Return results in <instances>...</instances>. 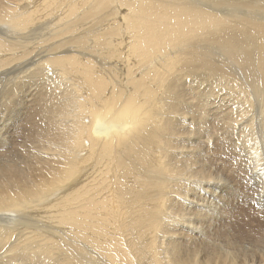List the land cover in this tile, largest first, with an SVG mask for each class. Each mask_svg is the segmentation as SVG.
Here are the masks:
<instances>
[{"label": "bare ground", "instance_id": "1", "mask_svg": "<svg viewBox=\"0 0 264 264\" xmlns=\"http://www.w3.org/2000/svg\"><path fill=\"white\" fill-rule=\"evenodd\" d=\"M256 110L264 0H0V264H264L197 192Z\"/></svg>", "mask_w": 264, "mask_h": 264}, {"label": "rangeland", "instance_id": "2", "mask_svg": "<svg viewBox=\"0 0 264 264\" xmlns=\"http://www.w3.org/2000/svg\"><path fill=\"white\" fill-rule=\"evenodd\" d=\"M220 96L221 98H226L224 94H220ZM216 105L217 103L213 104L212 106L216 107ZM226 110H220V111L214 110V111L222 113L225 112ZM258 111L259 110L251 112L249 114V117L247 118V119L252 118L255 120L256 128L254 130L255 132V136L253 137L254 139L249 137L244 138L241 135H239L241 130L246 129L248 120L246 121L244 120L242 123H239L232 131L231 130H229V132L227 131L228 132L227 134L225 132V129H221L222 131L220 130L219 135L217 134H216L217 136L213 135L214 136L212 141L213 147H216L215 145L220 146L221 144V147L216 149L218 150L217 153L216 150L214 151L215 152L214 158L216 160L213 158L215 162L213 166L215 167L217 164L219 163L222 164L224 162L225 165H221V166H223V168H226V171L221 170L220 172L223 174L222 181L220 179H217L215 181L216 183L215 186L217 188L214 187L212 188L213 189L212 190L209 189L208 187L200 186L197 191L202 199L209 202L207 206L205 205L206 207L221 205L222 204L221 201H223L224 203V200L228 199L230 203H233L235 205V207L244 209L243 216L240 217L239 219V221H241L238 227L239 229L237 228V230H235V232L239 235L243 233L244 230L248 231L249 228L252 227L253 230L246 235L255 236L257 234L259 235L264 233V227L261 226L255 227V224L258 225L259 223L262 224V226H264V217H263L264 216V183H263L264 182V131H263L264 123L262 122V120H260V115ZM221 118H223V116ZM237 128L239 129L237 130ZM235 133H237L236 135L238 136L234 135ZM237 139L240 142L239 141L237 142ZM255 141L258 142L256 143ZM216 193H218V195H216ZM217 199L220 200L218 201ZM215 200L218 202H216ZM202 203L203 202L201 201L200 203L197 204L198 206H201ZM248 207L251 208L249 209ZM252 210L255 212H252ZM252 213L257 215L255 216ZM213 220H219V219L214 218ZM255 220L256 222L254 223ZM249 223H251V226ZM247 224H249L248 227ZM249 237L250 236H247L245 239H248Z\"/></svg>", "mask_w": 264, "mask_h": 264}]
</instances>
